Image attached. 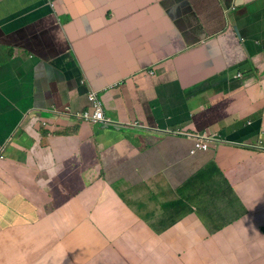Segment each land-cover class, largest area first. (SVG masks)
I'll return each mask as SVG.
<instances>
[{
  "label": "crops",
  "instance_id": "obj_1",
  "mask_svg": "<svg viewBox=\"0 0 264 264\" xmlns=\"http://www.w3.org/2000/svg\"><path fill=\"white\" fill-rule=\"evenodd\" d=\"M189 2L0 0V264H222L232 233L247 246L228 264H264V168L248 175L259 212L248 185L187 181L213 153L224 171L252 159L223 144L264 128V0ZM233 21L248 48L228 39ZM166 29L177 53L153 63V36ZM248 54L259 81L235 77ZM182 88L192 120L174 125ZM89 89L104 122L73 115L91 107ZM199 124L225 138L214 151L191 156L193 140L164 132Z\"/></svg>",
  "mask_w": 264,
  "mask_h": 264
},
{
  "label": "clouds",
  "instance_id": "obj_2",
  "mask_svg": "<svg viewBox=\"0 0 264 264\" xmlns=\"http://www.w3.org/2000/svg\"><path fill=\"white\" fill-rule=\"evenodd\" d=\"M174 2H175L176 8L184 7V6H187V7L191 6L189 0H174ZM51 7L57 8V3H56V5L54 3H51ZM70 21H72V19L69 20L67 23H69ZM238 26L239 25H237L236 21H233L232 30H233L234 34L233 33H226L228 36V39L231 40L230 38L234 37V41L239 42V43L243 44L246 48H248L247 45L243 42V37L245 34L242 32V29L239 30ZM177 37L178 36L175 35L173 30L171 33L168 29H166V33H164V34H159V35L153 36L154 48H156L159 45L158 51H154L153 63H156V62L162 60L164 57H169V56H172L173 54L176 55L177 50L175 48H176V43H177ZM254 44H255L254 42L248 41V46H251ZM122 47H124V46H120V48H122ZM74 50H75L76 55L79 57V59H81V56H82L81 43L79 45H75ZM251 55L253 56V54L247 55L248 59L242 64V69H240L237 72V74L235 76L236 78H245V76L252 75L255 77V80L259 81L260 78L262 77L260 74L262 68L261 67L258 68V66L255 64L256 61L251 58ZM148 72H149V74H154L155 70H154V68H149ZM224 81H227V79L225 78ZM114 84H115V82H114ZM78 85L81 87L86 85V82L84 81L83 78L80 77ZM111 85H113L112 82L108 83L106 87L111 86ZM182 92L184 94V102L178 105V107L180 109V113L182 116L178 117V118H174L171 115L166 117L168 122H170L174 125L179 124V123L190 122L192 120V116L188 119H185V111L189 110L190 106H189V97L187 95H185L184 88H182ZM87 99H88L91 107L86 108L85 110L75 111L73 113L74 117L76 119H78L79 121H87L90 123H98L99 121L104 122L106 120V117L104 115L100 99L98 98L97 91L93 90V89H89V92L87 94ZM167 102L172 103L171 99H168ZM183 107H185V109H182ZM202 107L204 109L200 110L197 113L198 116L200 113H202L205 110H208L212 107L210 100H209V102H207ZM64 110L66 112H69V107H65ZM262 111L264 112V109H262ZM263 116H264V113H263ZM37 117L47 118V116H43V115H37ZM255 118H256V116L254 114H253V116H247L245 118L246 124H252L255 121ZM106 123H112V122L107 121ZM43 124H45V122H43ZM207 126L208 125H204L202 128H199V127H201V125L195 126V127H192L193 129H188V130H182L179 128H166L164 130V132L168 133V134H172V135L184 136L185 138H189V139L193 140L192 145L189 148V154L191 156H196L200 152L207 153L211 150L214 151L212 146L215 144L217 145L218 143H220L224 140L223 139L222 141H211V138L214 134H210L209 132H207L205 130L207 128ZM255 137H257L256 142L254 140H252L254 138L253 137V138H246L243 140H233L232 142H227V144H223V145H227V146H229V147H231L237 151L242 150V151L248 152L250 154L248 157H251L252 159H254V158H256V154H262L263 150H264V148L260 147V145L263 144V142H264V128H262L260 130V132L257 134V136H255ZM5 161H6L5 150L0 147V162H5ZM220 167L221 166L219 165L218 152L209 155L208 158L203 157V162L199 166L194 168L195 172L193 173V175L191 176L190 179H187V181L194 179V183H196L198 181L204 180V179H200V177H203V176L205 178L207 177L209 179L213 178L216 175H219L220 177H222L224 170ZM191 170H193L192 167H191ZM182 202H183V200H182ZM185 202L188 205H190V201L187 200L186 198H185ZM192 209L193 210L197 209V213L199 212V207L192 205ZM53 212L54 211H51L50 214H52ZM244 215L251 216V213H250V211H247ZM68 264H71V262L68 261Z\"/></svg>",
  "mask_w": 264,
  "mask_h": 264
},
{
  "label": "rangeland",
  "instance_id": "obj_3",
  "mask_svg": "<svg viewBox=\"0 0 264 264\" xmlns=\"http://www.w3.org/2000/svg\"><path fill=\"white\" fill-rule=\"evenodd\" d=\"M191 7V6H189ZM188 12V11H184ZM190 12V11H189ZM183 13V12H182ZM194 20H184L186 24L193 23ZM225 132V136H226ZM256 138L254 137L252 140L256 142ZM223 137L219 134H214L211 138V141H222ZM260 147L264 148V142L260 145ZM256 160V161H255ZM264 168V150L262 154H256V158L254 159H248L246 161H243L239 164H235V166L225 170L222 174V177L224 180H226L230 185H235L236 183L248 185L250 190L255 194V203L253 204V207L260 211L261 207L263 206V194L261 193V190L258 189V187L250 182V179L248 177L249 174H251L254 170H259ZM140 186L137 184L136 187H131V192L138 191ZM123 197L128 199V188L124 187L122 190ZM251 227L247 226L243 232L250 233ZM235 237V238H234ZM233 238V239H232ZM232 239V246L223 248L221 253L218 255L217 261L222 264H228L231 259L236 260H242L245 256L246 246H247V238L237 237L235 233H232L230 235V241ZM230 243V242H229ZM232 264H237V262H233Z\"/></svg>",
  "mask_w": 264,
  "mask_h": 264
},
{
  "label": "flooded vegetation",
  "instance_id": "obj_4",
  "mask_svg": "<svg viewBox=\"0 0 264 264\" xmlns=\"http://www.w3.org/2000/svg\"><path fill=\"white\" fill-rule=\"evenodd\" d=\"M18 231H19V229H18Z\"/></svg>",
  "mask_w": 264,
  "mask_h": 264
}]
</instances>
